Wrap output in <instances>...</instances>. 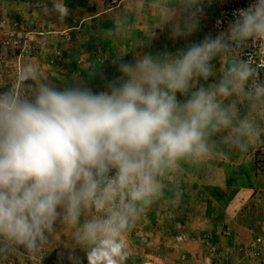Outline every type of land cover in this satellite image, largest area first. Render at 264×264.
<instances>
[{"label":"clouds","instance_id":"9594fccd","mask_svg":"<svg viewBox=\"0 0 264 264\" xmlns=\"http://www.w3.org/2000/svg\"><path fill=\"white\" fill-rule=\"evenodd\" d=\"M203 2L124 0L112 27L95 35L129 36L151 12L171 39L186 38L198 30ZM44 11L68 14L62 0ZM233 17L225 30L175 52L133 62L118 54L121 75L102 91L78 73L71 83L50 79L32 62L0 85V264L43 259L60 232L68 243L58 255L69 264H125L127 233L156 202L180 201L183 170L264 143V79L243 57L249 42L264 46V0Z\"/></svg>","mask_w":264,"mask_h":264},{"label":"crops","instance_id":"0c3cea01","mask_svg":"<svg viewBox=\"0 0 264 264\" xmlns=\"http://www.w3.org/2000/svg\"><path fill=\"white\" fill-rule=\"evenodd\" d=\"M62 2L68 10L63 20L44 11L45 4L51 9L52 0H0L1 58L11 59L1 46L11 23H23L28 30L29 26L46 22L57 33L55 41L45 45L44 56L36 58L38 67L46 77H65L69 83L78 73L88 87L98 92L105 90L107 81L121 75L113 63L119 62L118 54L124 55V62H133L137 54L175 52L207 34L215 35L209 27L200 26L210 19L209 9L203 7L198 30L189 37L171 39L170 28H157L155 15L149 12L134 21L131 35L111 42L95 32L98 26L112 27V14L124 10V0ZM56 52L53 63H48ZM101 59L103 64L97 66L96 74L89 76V65ZM213 63L217 68L223 64L219 59ZM7 78L11 75L0 66V85H7ZM252 147L247 154L233 151L227 158L217 156L201 167L183 170L176 177L183 192L180 201L176 205L166 199L156 202L127 233L130 255L125 264H264L262 256L245 252L251 238L264 237V159L257 164L252 157L257 146ZM176 233L183 235L180 241L173 238ZM67 243L68 235L58 233L46 250L45 261L69 264L66 254L58 255ZM77 252L83 259L84 253Z\"/></svg>","mask_w":264,"mask_h":264},{"label":"built area","instance_id":"2783aa9c","mask_svg":"<svg viewBox=\"0 0 264 264\" xmlns=\"http://www.w3.org/2000/svg\"><path fill=\"white\" fill-rule=\"evenodd\" d=\"M253 0H204L202 7H207L210 11L209 22L206 23L202 21L200 23L201 28L209 27L210 30L217 34L218 32L225 30L230 21L234 19L233 12L238 9L246 8L252 3ZM2 24L5 22L2 21ZM8 27V35L3 38L1 41L2 48H14L17 49L18 58L22 56H29L31 52L36 49L34 43L33 34L29 32L23 23H11ZM4 29H7V25L4 26ZM250 46L244 50L243 57L249 58L252 62L259 68L261 78L264 79V46L257 47L255 45ZM58 56L56 52L52 57L49 58L48 63H53L55 58ZM0 61H3V58L0 56ZM264 159V147L257 149L256 153L253 156V160L259 164ZM183 235L181 233H176L173 238L176 241H180ZM47 250V249H46ZM46 250L43 254V259L29 260V261H20V264H49L45 261ZM245 252L249 256H262L264 261V237L256 235L250 239L247 246L245 247Z\"/></svg>","mask_w":264,"mask_h":264},{"label":"rangeland","instance_id":"374dc122","mask_svg":"<svg viewBox=\"0 0 264 264\" xmlns=\"http://www.w3.org/2000/svg\"><path fill=\"white\" fill-rule=\"evenodd\" d=\"M28 30L29 32L33 34L34 41L36 42L38 41L37 43H34V46H36L35 47L36 49H34L31 52V55L29 54V56H22L18 58L17 49L8 48V47L3 48V50L6 49L5 50L6 54L10 55L11 57V59L9 58L7 60V58L3 56L4 57L3 61L2 62L0 61L1 69L4 68L11 75V78H7L9 79L8 83H10V81L14 78L16 72L19 70L22 63L32 62L38 66V63H36L37 62L36 58L40 59L41 57L44 56V53L46 52L45 45H51V42L55 41V38H56L55 35L57 33V29L54 26H51V25L48 26L47 23L46 22L44 23L43 21L39 22V25L36 24V25H32L31 27L29 26ZM42 70L43 69H41L42 75L46 76V74ZM253 146L254 147L257 146L255 150L256 152L258 148L264 147V143H257ZM251 149L248 152H251ZM248 152L241 153V154L242 155L247 154ZM262 166L264 167V163L262 164Z\"/></svg>","mask_w":264,"mask_h":264},{"label":"trees","instance_id":"16d2710c","mask_svg":"<svg viewBox=\"0 0 264 264\" xmlns=\"http://www.w3.org/2000/svg\"><path fill=\"white\" fill-rule=\"evenodd\" d=\"M254 156V153L252 154V157Z\"/></svg>","mask_w":264,"mask_h":264}]
</instances>
